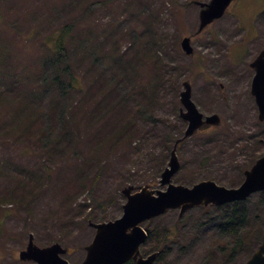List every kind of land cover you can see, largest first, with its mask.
<instances>
[{"label": "rangeland", "instance_id": "obj_1", "mask_svg": "<svg viewBox=\"0 0 264 264\" xmlns=\"http://www.w3.org/2000/svg\"><path fill=\"white\" fill-rule=\"evenodd\" d=\"M99 1L103 0H0V47L9 45L11 59L0 64V86L13 80L7 92L15 97L20 89L36 88L35 79H46L37 77L48 58L45 46L64 24L74 23V31L89 28L99 37L95 61L82 57L81 48L73 52L78 62L72 63V70L83 91L75 109L64 114L77 126V148L71 135L62 134L56 118L57 103L68 100L62 88L60 94L52 91L38 101L42 114L53 122L46 127L44 117L32 135H23L22 128L13 131L16 109L0 107V264H33L18 259L28 232L38 245L59 240L71 249L65 257L79 263L94 235L87 220L118 217L124 202L121 188L131 183L164 190L158 180L169 162L172 139L181 130L178 92L184 80L191 82L198 109L217 113L222 123L182 142L172 183L191 185L203 175L235 187L243 170L264 155V122H259L250 94L248 67L264 49V14L256 25L253 22L264 13V0H255L259 5L251 15L248 0H234L221 19L192 37V55L181 50L180 38L195 33L197 2L208 0H134L152 14L128 21L124 17L135 10L133 5L128 8L131 0H107L104 6ZM83 12L86 16L78 19ZM113 44L112 61L105 54ZM20 68L27 70L25 78H15ZM90 99L105 100L104 109ZM59 133L63 141L50 149ZM211 212L204 207L181 215L168 210L146 222L151 234L144 252L172 227L175 235H170L169 248L155 264H245L260 244L255 241L259 223L254 219L250 237L233 249L226 243L229 232L214 227Z\"/></svg>", "mask_w": 264, "mask_h": 264}, {"label": "water", "instance_id": "obj_2", "mask_svg": "<svg viewBox=\"0 0 264 264\" xmlns=\"http://www.w3.org/2000/svg\"><path fill=\"white\" fill-rule=\"evenodd\" d=\"M233 0H208L199 4L198 25L196 32L202 31L208 24L220 18ZM185 53L192 52L190 37L180 41ZM253 77L250 92L257 105V117L264 121V50L260 51L250 63ZM179 115L186 121L183 135L176 139L170 152L169 162L162 171L159 183L164 190L152 189L150 185H127L121 193L125 197L120 217L99 223L90 222L95 228L91 242L85 246V256L78 264H122L133 259L135 264H153L158 252L146 256L140 254L139 247L147 238L148 229L142 228V222L157 217L169 209H179L180 214L194 206L221 205L242 201L252 193L264 190V155L255 160L253 165L244 171L243 181L233 188L218 185L212 180H202L192 186L174 184L171 177L179 169L176 154L178 142L212 125H219L218 114L204 115L191 99V84L182 82L179 91ZM67 248L54 242L40 247L33 241L32 233L24 249L19 251V259L32 260L35 264H72L62 257ZM245 264H264V230L260 245L254 250Z\"/></svg>", "mask_w": 264, "mask_h": 264}, {"label": "trees", "instance_id": "obj_3", "mask_svg": "<svg viewBox=\"0 0 264 264\" xmlns=\"http://www.w3.org/2000/svg\"><path fill=\"white\" fill-rule=\"evenodd\" d=\"M108 3L107 0L99 1V4L106 5ZM133 5L135 8L134 12L129 13V15L124 17V21L131 20L134 17H137L138 19L142 18H150L151 14L147 9L144 10L143 7L140 6V4L134 0H131L130 4L128 5V8ZM86 16V13H81V16L78 17L84 18ZM1 17V13H0ZM74 23H66L62 27H60V30H58L57 35L54 37V40L52 44L45 46V52L47 51L48 58L41 63L42 69H39L37 77L39 79H44L43 81H40L38 79H35L36 88L31 90H25L20 89L16 95H10L7 90L9 84H13V80L9 82H4V86H0V107H12L16 109L17 115L14 113L12 118H15V121L13 125H17V127L13 131H19L20 128L23 129L24 133L31 132L32 135V129L36 125L41 126L44 122L43 118L46 115V112L42 114V111L40 110V105L38 101L41 97L47 96L49 92L54 94L56 91L58 94H60V88H62V92L67 97V102L65 104H60V101L57 103V111H56V118L57 121L60 123V131H62V134L71 135L72 140L75 138V128L77 129V126L74 125L73 119L71 121L66 120V116L64 112L68 108H73L78 104V96H80L81 92L83 91V88L78 85L77 78L75 77V74L72 70V63L76 64L78 62V57L76 54H73V52L81 48L83 50L82 57L85 55L88 58L92 59V62L96 60V56L98 55V49H99V43L97 42L98 36L95 35V33L89 29V28H78L74 31ZM28 30V29H27ZM129 32L132 31L128 29ZM153 29H150L149 32H151ZM154 32V31H153ZM138 36H140V33L137 32ZM153 38V33H151ZM6 48L9 50L8 44H2L0 47V64H6L9 62L10 57L7 54ZM114 52V44L111 46V48L106 52L105 58L110 57V60L113 61V59H116ZM81 57V58H82ZM40 65V64H39ZM123 66V65H122ZM125 69L127 68L125 65L123 66ZM16 67L11 68V77L12 73L14 72ZM134 69V68H133ZM16 72V71H15ZM25 72L27 70L25 68H20L16 74L15 78L20 77L21 75L26 77ZM54 72L53 75H51ZM1 78V77H0ZM4 80L3 78H1ZM48 83L53 90H49V88L44 85V83ZM158 84L161 81H157ZM1 83V82H0ZM57 89V90H56ZM93 101L96 106H100L104 109L105 100L102 101ZM36 102L38 105H33V103ZM54 108V105H53ZM45 126H48V121L53 122V118L45 117ZM181 123V130L183 128V125L185 122L180 119ZM179 128L177 130L179 137L182 135V132ZM12 131V132H13ZM203 132V131H201ZM60 134V133H59ZM70 138V139H71ZM63 139V136L60 134V139H57L55 141L56 144H54L53 147H57L56 145L59 144ZM176 139V138H175ZM175 139H172L173 143ZM70 141V140H69ZM77 143L79 141L73 140V144L75 148H77ZM172 143V142H171ZM182 144V142L179 144V146ZM60 151V150H58ZM255 161V160H254ZM202 164H199L197 169H201ZM199 171V170H198ZM244 171V170H243ZM203 179H211V178H204L203 175L201 178H194L193 182L203 180ZM213 180V179H211ZM215 181V180H214ZM242 181V179H241ZM240 181V182H241ZM185 182V181H184ZM239 182V183H240ZM216 183L221 184L216 181ZM238 183V184H239ZM184 184V183H183ZM237 184V185H238ZM233 185H231L232 187ZM230 187V186H227ZM29 202V200H27ZM248 205H251L252 208H249ZM225 208V209H223ZM25 209L29 212V205L25 201ZM205 209H210L214 215L211 217L213 221H216L214 223V227L216 229H219L220 231L227 230L229 232V242L231 243L234 248H238L243 243L246 242V239L250 237L249 231L252 227V222L254 219L259 223L260 230L258 232L257 239L255 240L256 243H260L262 239V232L264 227V216L261 217V213H264V191L254 194L247 198L244 201H237L229 204H225L222 206H209ZM258 209V211H257ZM225 210V211H223ZM215 212H217L215 214ZM172 227L166 228L162 239L159 238L157 241V244H155L153 249L149 251L159 250L161 256L167 248H169L168 242L170 241V235H175L172 231ZM151 234V231H150ZM149 234V236H150ZM218 239L220 236L217 237ZM149 239V237H148ZM162 240V242H160ZM59 241V240H57ZM62 243V242H61ZM147 243V242H146ZM146 243L143 245L142 248L146 247ZM252 253V251H250ZM250 253V255H251Z\"/></svg>", "mask_w": 264, "mask_h": 264}, {"label": "flooded vegetation", "instance_id": "obj_4", "mask_svg": "<svg viewBox=\"0 0 264 264\" xmlns=\"http://www.w3.org/2000/svg\"><path fill=\"white\" fill-rule=\"evenodd\" d=\"M247 1V0H246ZM250 3H249V5H250V9H249V12H250V15H251V13L256 9V7L259 5V2L258 1H255V0H248ZM264 13L263 12H261V13H259L257 16H255L254 17V20H253V22L255 23L254 25H256V22H258V19H260V17L263 15ZM249 15V16H250ZM241 21V20H240ZM206 29V28H205ZM205 29L203 30V31H205ZM191 39H192V37H191ZM237 46V45H236ZM260 50V49H259ZM250 63V62H249ZM249 63H248V67H249ZM252 71V70H251ZM252 75H253V72H252ZM252 78V77H251ZM142 249V248H141ZM71 250L70 249H68V252L67 253H69ZM26 262H32L33 264H34V262L33 261H26ZM123 264H134V260L133 259H130V260H128V261H126V262H124Z\"/></svg>", "mask_w": 264, "mask_h": 264}]
</instances>
